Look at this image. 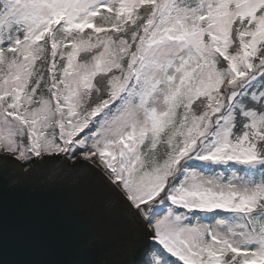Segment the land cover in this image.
Segmentation results:
<instances>
[{"label":"snow or ice","instance_id":"6c2138e0","mask_svg":"<svg viewBox=\"0 0 264 264\" xmlns=\"http://www.w3.org/2000/svg\"><path fill=\"white\" fill-rule=\"evenodd\" d=\"M2 156L95 169L136 264H264V0H0Z\"/></svg>","mask_w":264,"mask_h":264},{"label":"water","instance_id":"95a60500","mask_svg":"<svg viewBox=\"0 0 264 264\" xmlns=\"http://www.w3.org/2000/svg\"><path fill=\"white\" fill-rule=\"evenodd\" d=\"M77 163L45 156L27 165L0 157V228L6 241L0 264L26 259L136 264L143 238L139 218L118 189ZM10 238L20 251L10 249Z\"/></svg>","mask_w":264,"mask_h":264},{"label":"rangeland","instance_id":"374dc122","mask_svg":"<svg viewBox=\"0 0 264 264\" xmlns=\"http://www.w3.org/2000/svg\"><path fill=\"white\" fill-rule=\"evenodd\" d=\"M30 162V161H29ZM29 162L28 163H26L27 165L29 164ZM165 255H170V254H165ZM176 259V258H175Z\"/></svg>","mask_w":264,"mask_h":264},{"label":"bare ground","instance_id":"6f19581e","mask_svg":"<svg viewBox=\"0 0 264 264\" xmlns=\"http://www.w3.org/2000/svg\"><path fill=\"white\" fill-rule=\"evenodd\" d=\"M2 158H6V156H2ZM78 163H79V161H78ZM78 163H77V164H78Z\"/></svg>","mask_w":264,"mask_h":264},{"label":"trees","instance_id":"16d2710c","mask_svg":"<svg viewBox=\"0 0 264 264\" xmlns=\"http://www.w3.org/2000/svg\"><path fill=\"white\" fill-rule=\"evenodd\" d=\"M168 256H170V255H168ZM171 259L175 260V258H171Z\"/></svg>","mask_w":264,"mask_h":264}]
</instances>
